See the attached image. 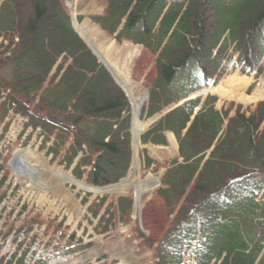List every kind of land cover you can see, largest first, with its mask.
Masks as SVG:
<instances>
[{
	"label": "trees",
	"instance_id": "obj_1",
	"mask_svg": "<svg viewBox=\"0 0 264 264\" xmlns=\"http://www.w3.org/2000/svg\"><path fill=\"white\" fill-rule=\"evenodd\" d=\"M107 2L95 21L156 55L149 114L218 83L230 68L264 75V0ZM1 36L9 55L0 60V92L21 111L34 107L31 122L42 126L45 141L55 138L50 152L68 167L83 152L76 171L82 177L79 169L90 165L96 185L125 176L126 97L73 30L61 1L0 0ZM213 99L206 97L203 109L201 98L186 102L143 136L166 145L170 130L178 139L183 162L164 182L193 177L207 157L194 188L170 192L179 209L157 250L171 260L193 248L202 261L227 252L221 264H264V100L231 115L234 106L221 113Z\"/></svg>",
	"mask_w": 264,
	"mask_h": 264
},
{
	"label": "rangeland",
	"instance_id": "obj_2",
	"mask_svg": "<svg viewBox=\"0 0 264 264\" xmlns=\"http://www.w3.org/2000/svg\"><path fill=\"white\" fill-rule=\"evenodd\" d=\"M61 2L65 10L68 11L66 0H61ZM99 2L100 6L103 7L102 12L87 15L91 20H93V17L101 15L106 8L105 0H99ZM84 16L82 14L79 17H82L83 20ZM3 42L5 46L8 45V41L1 37L0 46ZM4 50V47L1 46L0 58ZM105 68L107 69V67ZM234 70L244 72L238 68H230L227 72ZM108 72L110 75H113L110 70ZM245 74L255 77L256 86L254 91H258L259 97L256 100L244 103L221 98L217 93L210 92V95L215 94L219 99L215 106L219 108L221 113L234 106V111L231 112V115H233L238 106L245 108L255 105L264 99V75H259L257 72L249 73L251 75L247 74V72ZM132 78L138 83V87L141 84L149 85L150 93L157 78L156 55L145 47H142V52L135 59ZM211 83L205 86L207 88H204L211 90L214 87L213 85H217L216 82H214L215 84L213 82ZM118 87L127 98L125 91L120 85ZM206 96L202 98L200 103L201 109L205 107L203 102ZM126 101L128 106L125 116L128 118V125L131 130L132 122L128 99ZM36 103H38V100L34 101V104ZM148 103L149 100H146L141 108L140 118L142 121L150 117ZM0 106H3V108L0 107L1 119L5 106ZM25 116L20 112L11 111L8 118H5L9 123L10 135H8L10 141L8 150L4 148L8 138L2 137L0 139V147L5 149L0 154V260L4 259V262L9 260L17 264V260L23 254L26 261L25 264H57L56 262L61 260L67 262L82 254L86 255L97 245V238H101L105 242L103 247V250L106 252L105 255L100 256L101 258H96L95 263H93L94 258L91 256L79 264H160L161 262L165 264L220 263L221 256L213 255L205 261H202L200 259L201 254L194 252L192 249H183L182 254L179 253L173 256V260H171V257L159 258L156 250L159 240L163 237V234L174 219L179 207L178 205L176 206V200L169 191L151 195L146 203L144 211L146 215L145 224L150 226L154 230V233L147 235L143 230L140 220H138L134 236L120 240V237L113 235V233L118 232L120 227H126L131 223L134 211L132 197L124 196L118 199L110 194L94 195L93 193L78 189L76 185L67 183L66 187L70 188L75 194L74 196L81 206L79 210L81 215L77 216L73 208H70V205L62 196H57L47 191L33 192L26 187L23 181L17 179L10 166V160L12 159L11 144L13 142L11 139L15 136H18L17 141L22 143L24 141L23 145H29L36 149L51 165H58L60 167L64 165L61 164L60 158L54 160L53 156L48 154L47 145L42 144V140L38 137L36 131L34 132V127L31 124H26L27 122H23V118H26ZM130 141L133 155V143L132 140ZM148 144L142 142V169L145 174L152 172L162 182L165 172L175 162L180 160L179 151L178 157L167 161H160L153 158L150 149H148ZM160 147L169 149L170 144L168 143L167 146L159 145L158 148ZM148 157L152 158L150 165L148 164ZM34 160L32 159V161ZM63 170L68 171L69 168H65L64 166ZM89 171L90 166L83 167V176L80 179L89 181ZM73 174L76 176L74 170ZM27 244L28 246L30 245V249L25 252L27 250L25 247ZM118 244V249H112L114 245ZM127 249V254L122 252ZM46 252H52L51 255L57 254L58 256L50 257L51 255H48L50 257L48 258ZM39 259L42 263H36Z\"/></svg>",
	"mask_w": 264,
	"mask_h": 264
},
{
	"label": "bare ground",
	"instance_id": "obj_3",
	"mask_svg": "<svg viewBox=\"0 0 264 264\" xmlns=\"http://www.w3.org/2000/svg\"><path fill=\"white\" fill-rule=\"evenodd\" d=\"M67 8L72 14L76 28L80 31L82 36H84L85 40L98 55L102 63L112 72L116 81L119 82L127 94L126 99H128L132 122L130 135L134 149L132 166L125 179L117 184L100 188L85 184L62 168L51 165L36 149L16 144L12 146L14 153L10 161L11 170L17 179L23 181L26 187L33 192L47 191L54 193V195L62 196L66 199L70 208H73L77 216L81 215L79 211L81 206L74 196L75 194L70 188L66 187L67 183L76 185L78 189L85 192L90 191L94 195L110 194L115 198L130 196L134 200V211L131 223L126 227H120L118 232L113 233V235L120 237V240L132 238L138 220H140L144 232L147 235H152L154 230L145 224L146 215L144 211L146 203L149 200L148 198L155 193H165L169 189L177 187L192 189L197 185L196 180L193 181L192 179L195 177L197 178L202 171L198 170L193 177H188L184 182H176L167 185L162 184L159 178L152 172L144 173L142 169L141 136L152 119L142 121L140 114L141 108L148 97L150 87L149 85L142 84L138 87V84L132 78L135 59L142 52V47L134 46L127 42L117 44L113 39L108 38L99 26L88 18L83 22L78 20L79 14L89 15L101 13L103 7L100 6L99 0H68ZM218 84L219 85L213 87L210 92L217 93L221 98L248 103L259 97L258 91H254L256 86L255 77L248 76L239 70L226 72ZM212 97H214L212 102L216 104L219 99L215 94H213ZM215 109L217 110L219 108L216 107ZM162 110L156 111L155 116H160ZM169 138V149L166 147H154L152 144L148 145L150 153L155 159L167 161L178 157V146L172 132H170ZM32 159L35 160L32 161ZM104 244L105 242H103L101 238H97V245L90 252L66 263H83L91 256L94 258L93 263H95L96 258H101L100 256H104L106 253L103 250ZM118 246L119 244L114 245L112 249H118ZM122 252L127 254L128 249Z\"/></svg>",
	"mask_w": 264,
	"mask_h": 264
},
{
	"label": "water",
	"instance_id": "obj_4",
	"mask_svg": "<svg viewBox=\"0 0 264 264\" xmlns=\"http://www.w3.org/2000/svg\"><path fill=\"white\" fill-rule=\"evenodd\" d=\"M73 27L75 29V31L77 30L76 27L73 24ZM77 32V31H76ZM106 67V66H105ZM108 69V68H107ZM109 70V69H108ZM112 77L114 78V80L116 81L115 77L112 75ZM116 83L118 85L119 82L116 81ZM121 87V86H120ZM122 88V87H121ZM187 99L184 100H180L178 102H173L170 105L166 106L163 108L162 110V114L158 117H156L155 115L151 118L152 120L149 122L147 128L142 132V134H144L145 132H147L153 125H155L156 123H158L162 118H164L168 113H170L172 110H174L175 108H177L178 106L182 105L183 103L186 102ZM123 179H121L120 181H122ZM90 186H94L92 184H89ZM111 186V185H110Z\"/></svg>",
	"mask_w": 264,
	"mask_h": 264
}]
</instances>
